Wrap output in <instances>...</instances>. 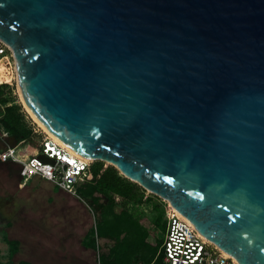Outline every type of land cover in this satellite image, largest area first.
Masks as SVG:
<instances>
[{
  "label": "water",
  "instance_id": "95a60500",
  "mask_svg": "<svg viewBox=\"0 0 264 264\" xmlns=\"http://www.w3.org/2000/svg\"><path fill=\"white\" fill-rule=\"evenodd\" d=\"M0 40L64 146L264 264V0H0Z\"/></svg>",
  "mask_w": 264,
  "mask_h": 264
},
{
  "label": "rangeland",
  "instance_id": "374dc122",
  "mask_svg": "<svg viewBox=\"0 0 264 264\" xmlns=\"http://www.w3.org/2000/svg\"><path fill=\"white\" fill-rule=\"evenodd\" d=\"M13 66L14 61L3 70L0 65V84L11 87V98L21 105L26 119L45 138L47 135L20 100ZM28 148L30 150L26 154L36 153L33 148ZM25 149L19 146L18 152L22 154ZM18 174L17 167L0 164V264H18L22 260L30 264H98V253L107 252L111 243L99 240V250L96 251L83 245V240L94 226V214L98 213L96 206L89 200L85 203L60 192L58 187L44 180L33 179L22 184ZM148 195L150 193L145 190V197ZM118 202L149 230V242L159 241L162 244L165 230L154 225L157 213L151 203L136 205L123 199H118ZM155 202L168 205L157 197ZM4 235L19 242L18 252L11 259Z\"/></svg>",
  "mask_w": 264,
  "mask_h": 264
},
{
  "label": "trees",
  "instance_id": "16d2710c",
  "mask_svg": "<svg viewBox=\"0 0 264 264\" xmlns=\"http://www.w3.org/2000/svg\"><path fill=\"white\" fill-rule=\"evenodd\" d=\"M10 91L9 85L0 84V131L6 132L15 145L40 149L43 134L35 131L34 125L26 119L21 105L11 98ZM89 169L91 179L86 180L78 188V192L85 203L89 200L96 206L98 213L94 214V226L83 240L84 247L96 251L99 250V240L111 243L107 252L98 253V264H161V242H149V230L118 199L136 205L151 203L153 211L157 213L154 225L161 226L163 230L166 227L165 204L155 202L156 197L152 194L145 197L143 188L120 175L111 165L94 161ZM4 239L11 259L18 251L19 242L10 240L5 235ZM18 264L30 263L20 261Z\"/></svg>",
  "mask_w": 264,
  "mask_h": 264
},
{
  "label": "built area",
  "instance_id": "2783aa9c",
  "mask_svg": "<svg viewBox=\"0 0 264 264\" xmlns=\"http://www.w3.org/2000/svg\"><path fill=\"white\" fill-rule=\"evenodd\" d=\"M13 61L10 48L0 40V65L6 68ZM35 131L39 132L36 128ZM7 136L6 132L0 131L1 138ZM41 154L49 160L40 159ZM7 161L19 164L22 181L36 176L81 200L78 188L91 179L89 167L92 161L72 156L49 137L43 138L36 155H20L17 145L7 146L0 152V162ZM164 218L166 227L160 249L161 264H239L206 240L190 221L169 205L165 208Z\"/></svg>",
  "mask_w": 264,
  "mask_h": 264
},
{
  "label": "crops",
  "instance_id": "0c3cea01",
  "mask_svg": "<svg viewBox=\"0 0 264 264\" xmlns=\"http://www.w3.org/2000/svg\"><path fill=\"white\" fill-rule=\"evenodd\" d=\"M0 143H1V149H0V152H2L7 146H9V145H11V146H15V144L12 142V140L7 136V138L5 139V138H1L0 137ZM41 143V142H40ZM18 147L19 146H21V147H24V148H26L25 150L26 151H23L24 153H22V154H20L19 152H18V154H20V155H28V154H26V152H27V150L29 151L30 149L28 148V147H31V146H28V145H26V146H23V145H17ZM28 146V147H27ZM39 146H40V144H39ZM32 148V147H31ZM33 150H35V152L36 153H34L33 155H36V154H38L39 153V150L40 149H35V148H33ZM0 164H8V165H12V166H15V167H17V171H18V173H19V169H20V166H19V164H17V163H13V162H11V161H7V162H0ZM19 175V174H18ZM33 179H40V180H43V179H41V178H39V177H32L31 179H29V180H26V181H22V179H21V177H20V181H21V183L23 184H25V183H27V182H29L30 180H33ZM45 181V180H44ZM47 182V181H46ZM48 183H50V182H48ZM52 184V183H51ZM53 185V184H52ZM55 186V185H54ZM59 191L60 192H63V191H61L60 189H59ZM76 198V197H75ZM17 241V240H16ZM19 248V247H18ZM18 252V251H17ZM16 252V253H17ZM22 261H24V260H22ZM28 262V261H27Z\"/></svg>",
  "mask_w": 264,
  "mask_h": 264
},
{
  "label": "bare ground",
  "instance_id": "6f19581e",
  "mask_svg": "<svg viewBox=\"0 0 264 264\" xmlns=\"http://www.w3.org/2000/svg\"><path fill=\"white\" fill-rule=\"evenodd\" d=\"M2 70L4 69L2 66H1ZM14 71H15V77H16V81H17V74H16V65H15V61H14ZM17 90H18V84H17ZM19 94V93H18ZM20 96V95H19ZM21 100V98H20ZM22 101V100H21ZM23 104V102H22ZM24 105V104H23ZM24 107L26 108V106L24 105ZM27 109V108H26ZM27 111L29 112V110L27 109ZM30 113V112H29ZM31 114V113H30ZM32 115V114H31ZM33 117V115H32ZM34 118V117H33ZM35 122L38 124V126L45 132V134L47 135V137H49L53 142H55L56 144L60 145L61 147L63 148H66L72 156H77L85 161H89L90 159L89 158H85V157H82V156H79L78 154H76L75 152H73L71 149L67 148L66 146H64L59 140H57L50 132H48L35 118H34Z\"/></svg>",
  "mask_w": 264,
  "mask_h": 264
}]
</instances>
